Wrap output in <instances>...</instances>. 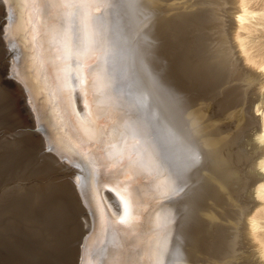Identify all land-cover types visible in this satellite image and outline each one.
Wrapping results in <instances>:
<instances>
[{
  "label": "bare ground",
  "instance_id": "1",
  "mask_svg": "<svg viewBox=\"0 0 264 264\" xmlns=\"http://www.w3.org/2000/svg\"><path fill=\"white\" fill-rule=\"evenodd\" d=\"M5 129L0 264H264V0H0Z\"/></svg>",
  "mask_w": 264,
  "mask_h": 264
},
{
  "label": "rangeland",
  "instance_id": "2",
  "mask_svg": "<svg viewBox=\"0 0 264 264\" xmlns=\"http://www.w3.org/2000/svg\"><path fill=\"white\" fill-rule=\"evenodd\" d=\"M211 2V1H210ZM209 6V5H208ZM207 6V7H208ZM210 7H212V8H217V5H211ZM209 8V7H208ZM169 9H172L171 7L169 8ZM178 11L176 10V12H174V14H173V16L177 13ZM173 23H175V21L174 22H171V23H168V24H166V25H163L162 26V29L163 30H168V29H170V27L171 26H173ZM172 24V25H171ZM221 95L219 94V95H217V96H215L214 98H211V99H209L208 101H207V103H206V109H208V111L211 113V116H212V120H213V122L215 123V127H216V129L218 130V131H222V132H224L225 133V136H226V138H229V139H231L232 140V143L231 144H233L234 145V143H238L237 141H239L240 139H239V137L238 136H241L245 131H247L249 128V124L250 123H253L254 122V117H252V116H247V115H243V116H240L239 115V117H238V114L239 113H241L242 114V112H239L238 110V106L234 109V111L233 112H227L226 113V111H224V112H222L223 111V107H222V104H221V102L218 100V99H221ZM218 98V99H217ZM211 100V101H210ZM219 102H217V101ZM217 103H216V102ZM244 101H245V99H244ZM210 103V104H209ZM220 105V106H218V105ZM241 105V104H240ZM239 105V106H240ZM211 107H212V109H211ZM210 109V110H209ZM212 110H213V112H212ZM236 112H238V114H236ZM224 113H225V115H224ZM235 113V114H234ZM228 114V115H227ZM220 115V116H219ZM224 115V117H221V116H223ZM234 115V116H233ZM236 115V116H235ZM215 116V117H214ZM217 117H219V118H217ZM221 117V118H220ZM228 118V120H226L227 118ZM233 117H235V119L233 118ZM237 117V118H236ZM242 117H243V119H242ZM253 119H252V118ZM230 118V119H229ZM233 118V119H232ZM247 118V119H246ZM224 121H226V122H224ZM241 121V122H240ZM248 122V123H246V122ZM224 122V123H223ZM246 123V125L244 124V123ZM221 123H223V124H225V125H223V124H221ZM237 123V124H236ZM244 125H243V124ZM227 125H228V127H227ZM229 126H230V128H229ZM236 127V128H234V127ZM246 126H248V127H246ZM219 127V128H218ZM221 127H223V128H221ZM225 127H227V128H225ZM234 128V130L236 129V131L238 132H236V131H234L233 130V128ZM238 127V128H237ZM241 128V131H240V128ZM232 128V130L234 131H232L231 133H230V129ZM220 129V130H219ZM223 129V130H222ZM228 132H227V131ZM3 132H5V131H7L6 129L5 130H2ZM239 131H240V133H242V134H240L239 133ZM3 132H1L0 133V135H5L6 137L9 135V133L10 132H8V134H6L7 132H5V134H3ZM236 132V133H235ZM226 133H229V136H228V134H226ZM234 135V142H233V135ZM237 134H238V136H237ZM230 135H232V136H230ZM232 137V138H231ZM2 139L0 138V141H1ZM231 147H233L232 145H231ZM245 169V168H244ZM17 183H15V184H13V183H10V184H7L6 186H5V188H6V190L7 189H9L10 187H13L14 185H16ZM24 184L27 186L28 185V182H24ZM9 187V188H8ZM6 190L4 189V190H2V192H4V193H2L1 192V195H3V194H5L6 193ZM0 195V196H1ZM235 197H237V196H239V195H237L236 196V194L234 195ZM2 197V196H1ZM236 203V202H235ZM234 202H233V204L232 205H230V207L228 208L227 207V209H226V211H225V217L227 218V219H230L232 216H236V212H237V210L239 209V205L238 206H236V205H234L235 204ZM235 206V207H234ZM153 209H151L150 210V212L152 211ZM225 218V219H226ZM194 219V218H193ZM234 219V218H233ZM196 219H194V221H195ZM230 223H228V222H225V223H223V226H230L231 228H234L236 225H235V223H234V221L233 220H231V221H229ZM227 223V224H226ZM194 233H195V231H196V229H197V227H196V224H195V222H194ZM233 234V233H232ZM231 240H233V238L231 237ZM232 242V241H231ZM229 243V244H231V247H232V243ZM196 245V243H194V246ZM229 249H230V247H229ZM211 252H212V250H211ZM213 254V253H212ZM226 254H228V252H226V253H223V256H224V258H223V261H221V262H218V264L219 263H222V264H230L231 262L233 263V259H232V256H226ZM186 255V254H185ZM193 255V253L191 252V256ZM214 255H215V252H214ZM189 256H190V253H189ZM225 256H226V258H225ZM217 257V256H216ZM215 258V256H212L210 259H209V261L211 262L213 259ZM225 259V260H224ZM187 260V258H185L184 259V261H186ZM214 263H215V261H214Z\"/></svg>",
  "mask_w": 264,
  "mask_h": 264
},
{
  "label": "snow or ice",
  "instance_id": "3",
  "mask_svg": "<svg viewBox=\"0 0 264 264\" xmlns=\"http://www.w3.org/2000/svg\"><path fill=\"white\" fill-rule=\"evenodd\" d=\"M33 2H35V0H33ZM139 130L141 132H144L147 130V113L146 112L142 114V119L139 124Z\"/></svg>",
  "mask_w": 264,
  "mask_h": 264
}]
</instances>
